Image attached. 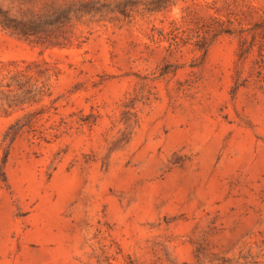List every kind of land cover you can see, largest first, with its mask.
Segmentation results:
<instances>
[{"label":"rangeland","instance_id":"obj_1","mask_svg":"<svg viewBox=\"0 0 264 264\" xmlns=\"http://www.w3.org/2000/svg\"><path fill=\"white\" fill-rule=\"evenodd\" d=\"M77 30L45 51L0 30V68L60 72L34 108L46 139L8 148L21 113L0 116V264H264V0Z\"/></svg>","mask_w":264,"mask_h":264},{"label":"trees","instance_id":"obj_2","mask_svg":"<svg viewBox=\"0 0 264 264\" xmlns=\"http://www.w3.org/2000/svg\"><path fill=\"white\" fill-rule=\"evenodd\" d=\"M169 0H21L17 15L0 4V30L41 51L82 47L78 24L86 20L120 22L130 20L139 5L154 12L166 7ZM264 69V55L261 66ZM60 72L45 60L10 62L0 68V116L21 115L5 134L8 148L24 134L46 139L48 129L42 121L45 108L34 109L52 95V80ZM34 109V110H33ZM53 129V128H51ZM7 154V152H6ZM0 181L6 173L0 169Z\"/></svg>","mask_w":264,"mask_h":264}]
</instances>
